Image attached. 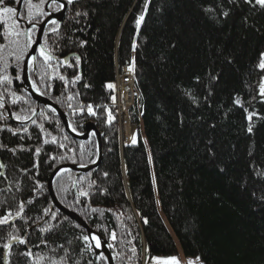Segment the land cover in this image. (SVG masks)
<instances>
[{
	"label": "trees",
	"instance_id": "1",
	"mask_svg": "<svg viewBox=\"0 0 264 264\" xmlns=\"http://www.w3.org/2000/svg\"><path fill=\"white\" fill-rule=\"evenodd\" d=\"M35 6L43 9L44 3ZM21 38L20 50L12 41L0 48V76L21 78L28 48ZM45 47L59 64L73 52L80 59L49 68L39 56L33 70L38 89L66 111L77 132L93 120L104 150L101 163L80 176L73 169L60 172L55 191L107 240L115 233L116 264L176 255L180 246L204 264H264V70L258 67L264 9L245 0H81ZM126 63L134 64L142 130L138 144L122 147L118 120L107 122V85ZM77 75L81 79L73 83ZM20 83L0 89L10 95L6 103L15 117L24 119L38 102ZM52 109L41 105L28 124L0 116V216L14 217L21 201H32L0 229V264L9 234L27 244H13L8 264H108L91 239L83 240L90 237L86 228L59 208L51 210L48 182L55 168L92 164L99 156L96 134L75 137ZM132 117L138 122L137 110ZM80 191L89 196L77 202ZM28 249L31 258L22 255Z\"/></svg>",
	"mask_w": 264,
	"mask_h": 264
},
{
	"label": "snow or ice",
	"instance_id": "2",
	"mask_svg": "<svg viewBox=\"0 0 264 264\" xmlns=\"http://www.w3.org/2000/svg\"><path fill=\"white\" fill-rule=\"evenodd\" d=\"M45 2H47V0H41V3H45ZM77 2H78V0H51V4H49L48 6L52 7V5H56L55 11L59 12L61 10H64L66 5H73ZM231 2H232V0H229V3H231ZM21 3H23L26 6V14L24 12H21L18 7L9 6L12 4L19 5ZM245 3H248V4L254 3L256 6H259L261 9H264V0H245ZM34 7H36V6L33 4L32 0H0V26H2L3 30H4L3 36L5 38H7L9 36L19 37L21 34V32L19 30L20 18L23 17V18L27 19L28 22L31 24V28L24 30L25 35L27 36V46H31L34 43V41L31 39V33L37 27V24L33 22L35 20L36 16H38V15L39 16H44V15L50 16L51 15V13H45L42 8H37V10L34 12L33 11ZM205 11L210 12V11H214V10L211 8H208V9H205ZM221 14L224 17H227L229 15V12L223 11ZM75 15L76 16H81V15L87 16V12H83V13L76 12ZM143 20H144V15H140L137 18V20H136L137 28H139V26ZM48 23L51 25H54V27L48 29V32L58 33L61 22L56 20V19H50V20H48ZM45 35L47 36V33H45ZM17 43H18V41H17ZM85 43H86V41H80L81 46H83ZM133 47L135 48V45H133ZM39 55L44 58L45 62L51 61L53 59V56L50 53L46 52L44 47L39 48ZM17 59H19V58L17 57ZM35 59H36L35 56L31 57V61H34ZM79 59H80L79 57H76L77 61H79ZM31 61H30V63H31ZM64 63L68 64V61H64ZM51 66L52 65L50 63L47 64V67L50 68ZM69 66H71V65H69ZM258 67L261 70H264V53L261 54V59H260ZM3 70L6 71L7 66H5V68ZM131 70L132 69L129 68V71H131ZM59 78L61 80L65 79L63 76H60ZM17 79H19V77H17ZM80 79H81V77L79 75H77L74 78L73 83L75 81H79ZM211 79L212 80H218L219 76L218 75L211 76ZM196 80H197V82H199V77H196ZM0 82H9L10 83L11 81L7 75H2V76H0ZM32 86L34 88L36 87L35 82H33ZM85 87H88V85H85ZM107 87L111 89L114 86L112 84H108ZM186 94L190 95V93H186ZM209 94H211V93H209ZM260 95L264 96V83H262L260 85ZM71 99H73V97L70 96L69 100H71ZM113 99H115V98L113 97ZM193 99H194V97H193ZM234 103L237 105H240L241 101L239 99H236L234 101ZM0 106H3V105L0 104ZM70 107H71V105H70ZM86 107H87L88 114L93 115V116L96 115L92 105H87ZM84 110H85L84 108L80 109L81 112H83ZM52 111H55V109H52ZM254 115H255L254 113H249L246 118L249 121H252ZM16 119H21V117L17 116ZM24 119H27V117H24ZM112 119H113V117H112L111 113L109 112L107 122L111 123ZM33 123H35V121H33ZM72 131L75 132L76 129L72 128ZM247 131L250 133L252 132L251 123L249 124ZM92 134L95 135L96 133L93 132ZM53 142H55V137H53ZM45 143H48V141H45ZM132 143L133 144L136 143L135 137H133ZM60 147H64V145H60ZM36 151L38 153L40 150L36 149ZM61 159H64V157H61ZM73 162L75 163V161H73ZM91 163H96V161H91ZM0 167H3V166L0 165ZM81 167H86V165H81ZM67 171H70V170L69 169H60L59 172H57L55 174L59 175L60 172H67ZM89 175H91V173ZM103 175L107 176L108 173L105 172ZM81 179H84V178L82 177ZM92 183L94 184L95 181H93ZM88 196H89V192L80 191L78 194L77 202H79V197H88ZM31 202L32 201H30V200L27 202L21 201L19 204V210L16 212V217L22 216V214L24 212L25 203H31ZM92 211L95 212V211H97V209L93 208ZM50 212H51L50 209H45L46 214H48ZM51 215H52V218L55 219L56 213L51 212ZM13 221H14V217H12L11 212H8L7 214L0 216V229H2L4 227H10L11 223ZM144 222L148 223L147 219H145ZM51 227L52 226L49 225L48 228L41 229V231L42 232L49 231L51 229ZM76 227H80V225L77 224ZM9 239H10V241H18L20 244H27L26 240H22L19 237L11 235V234H9ZM90 239H91V241L95 242L96 248L101 247L100 237H98L96 235H92L91 237H89L88 235L83 236V240L86 242L90 241ZM112 239L113 240L116 239L115 233L112 234ZM42 243H44V241H42ZM104 243H107V241H104ZM89 246L91 247V244H89ZM11 247H12L11 242L5 243L3 245V248L6 250L4 253L5 264H8V256L10 255ZM61 247H63V246L61 245ZM107 247L112 248L113 245L107 244ZM22 255L31 258L33 256V253L31 251V249H28L26 252L22 253ZM152 259L156 262V264H179L176 257H169V258L153 257ZM199 259H200L199 257L196 258L197 261ZM52 264H58V262L53 261ZM189 264H195V262L190 260ZM201 264H202V262H201Z\"/></svg>",
	"mask_w": 264,
	"mask_h": 264
},
{
	"label": "water",
	"instance_id": "3",
	"mask_svg": "<svg viewBox=\"0 0 264 264\" xmlns=\"http://www.w3.org/2000/svg\"><path fill=\"white\" fill-rule=\"evenodd\" d=\"M22 4V3H21ZM21 4L18 5V8L21 7ZM65 10H61L60 12V17L59 19L62 20L63 16L65 14ZM49 18L45 19L42 23H39V30H38V34H37V38L35 43L32 45L31 50L28 52L26 59H25V63H24V68H23V81H24V86L30 91V93H32V95L34 96V98L37 100L38 104H46L52 108H54L59 115L61 116L63 123L67 129V131L74 135L77 138L80 139H87L89 138V136L91 135L92 132L96 133V136L98 138V147H99V156L98 159L96 160V163H92V164H84L86 165V167H81V164H77V163H65L62 165H59L55 168V170L53 171L52 175L50 176L49 179V191L51 193L52 196V205H51V210H53L55 207L59 208L60 210L64 211L65 213H67L69 216H71L72 218H74L76 221H78L84 228L87 229V231L89 232L90 237L92 235H96L98 237H100L101 239V247L96 248L95 247V242H93L94 248L97 252V254H104L108 264H116L115 263V258L113 255V252L110 248L107 247V244H109L108 240L102 235L100 234L98 231L94 230L87 222L84 218H82L76 211L66 207L59 199L58 196L56 194L55 191V186H54V181L56 178V174L57 172H59L60 169H73L76 170L78 173L77 175L80 176L81 174L93 169L94 167L98 166L104 156V150H103V146H102V132L101 130L98 128V126L96 125V123L93 120H90L88 122H86L85 125V131L84 132H73L72 131V126L70 125L69 122V118L68 115L66 113L65 110H63L58 104H56L55 102H53L49 97H47L46 95H43L42 93H40L38 91V89L34 88L32 85L33 83L31 82L30 79V74H29V64H30V60L32 56L36 57V53H37V49L39 45H42V36L45 30V27L48 23ZM9 110V118L12 119L13 121H16L18 123L21 124H28L31 121H33V119L38 115V113L40 112V106H38V108L36 109V111L32 114V116H30L28 119L25 120H19L16 119L13 116V113L11 111V109L8 107ZM18 217L14 216V221L17 219ZM22 239V238H20ZM104 241H107V243H104ZM11 242L12 246L14 243H16L17 241H9ZM8 242V243H9ZM6 251V250H5ZM5 264V261H4Z\"/></svg>",
	"mask_w": 264,
	"mask_h": 264
},
{
	"label": "flooded vegetation",
	"instance_id": "4",
	"mask_svg": "<svg viewBox=\"0 0 264 264\" xmlns=\"http://www.w3.org/2000/svg\"><path fill=\"white\" fill-rule=\"evenodd\" d=\"M79 1H81V0H78V2ZM32 2H33V4L34 5H36V4H38V3H40L41 2V0H32ZM49 4H51V0H47V2H45L44 3V8H43V11L45 12V13H51V15L50 16H48V15H44V16H36V18H35V20L33 21L34 23H36L37 24V27H36V29L35 30H33V32L31 33V39L34 41V43H35V41H36V38H37V34H38V30H39V23H42L45 19H47V18H49V20L50 19H56V20H58V21H60L61 23H60V28H59V30L62 28V26L64 25V22H65V20L67 19V16H68V10L71 8V6L72 5H66L65 6V14H64V16H63V19L62 20H60L59 19V17H60V12H58V11H55V7H56V5H52V7H49L48 5ZM9 6H13V7H18V5H16V4H12V5H9ZM20 9V11L21 12H24L25 14H26V6L22 3L21 4V7L19 8ZM37 9H36V7H34L33 8V11L35 12ZM52 27H54V25H51V24H49V23H47V25H46V27H45V30H44V33H43V36H42V45H39L38 46V49H37V53H36V59L34 60V61H31V65L29 64V74H30V79H31V82L33 83V82H35V84H36V89H38V86H37V82H36V80L34 79V76H33V70H35L36 68H37V59H38V57L40 56L39 55V48H41V47H44L45 48V51L46 52H48L49 53V51H48V49L45 47L46 46V42H48L49 43V38L51 37V35H53V34H56V33H51V32H48V29H50V28H52ZM28 28H31V24L28 22V20L27 19H25V18H23V17H21L20 18V25H19V30H20V32H21V34H20V36L19 37H16L15 39H14V41H12V39L15 37V36H9V37H7V38H5L4 36H3V27L2 26H0V48L1 47H3V46H5L8 42H10V41H12L11 43H12V45H11V47H18V49L20 50V48L22 47V34H24L25 35V32H24V30H26V29H28ZM58 30V31H59ZM45 33H47V36L45 35ZM25 46L26 47H28L27 48V50H26V54H25V57H24V61H23V65H22V73H21V78L20 79H17V77L18 76H12V77H9V79H10V83L9 82H0V88H1V84H6V83H8L9 84V89H10V85L11 84H14V83H20V82H22V85H23V87H24V89L26 90V92H28V94L32 97V98H34V96L32 95V93H30V91L24 86V81H23V76H22V74H23V68H24V63H25V59H26V56H27V54H28V52L31 50V47H32V45L34 44H32L31 46H27V36L25 35ZM47 38V39H46ZM17 41H18V43H17ZM45 45V46H44ZM53 56V55H52ZM78 57V55H77V53H75V52H73V53H71L69 56H67V57H65V59H64V61H68V63H69V60H70V58H73V57ZM46 64H48V63H50L52 66L51 67H53V65L54 64H59V61H58V58H56L55 56L53 57V59L51 60V61H48V62H45ZM61 65H67V64H65V63H60L59 64V66H61ZM21 84V83H20ZM3 88H4V86H3ZM3 88H1V89H3ZM0 89V104H1V102H2V105L3 106H0V116H7V118L9 119V120H11L12 122H15V123H18V122H16V121H13L12 119H10L9 118V110H8V107L11 109V107L9 106V104H7L6 103V101H7V97H10V95H8V93H6V92H4V91H2ZM38 91L40 92V93H42L39 89H38ZM44 95V94H43ZM35 99V98H34ZM36 100V99H35ZM4 101V102H3ZM37 101V100H36ZM41 105H46V104H38V106H40V111H41ZM46 106H48V105H46ZM50 107V106H49ZM38 108V107H37ZM36 108V109H37ZM11 111H12V113H13V116L15 117V113H14V111L11 109ZM36 111V110H35ZM34 111V112H35ZM32 116V115H31ZM16 118V117H15ZM36 118V117H35ZM34 118V119H35ZM28 119V118H27ZM19 120H25V119H19ZM18 124H21V123H18ZM15 128V127H14ZM2 129V126H0V130ZM65 164V163H64ZM62 165V164H61ZM3 174H4V169L2 168V170H0V178L3 176Z\"/></svg>",
	"mask_w": 264,
	"mask_h": 264
},
{
	"label": "built area",
	"instance_id": "5",
	"mask_svg": "<svg viewBox=\"0 0 264 264\" xmlns=\"http://www.w3.org/2000/svg\"><path fill=\"white\" fill-rule=\"evenodd\" d=\"M129 68L132 70L129 71ZM134 72V64L126 63L123 66L117 67V73L110 84L112 96L107 104L108 113L110 112L113 119L118 120L120 128L121 146L134 145L131 143V135H138V143L140 139V121H139V105L135 104V87L132 84V76ZM113 97L115 99H113ZM137 110L138 126H131V116ZM135 143V144H138ZM115 244V240L111 241ZM144 264V263H142Z\"/></svg>",
	"mask_w": 264,
	"mask_h": 264
},
{
	"label": "rangeland",
	"instance_id": "6",
	"mask_svg": "<svg viewBox=\"0 0 264 264\" xmlns=\"http://www.w3.org/2000/svg\"><path fill=\"white\" fill-rule=\"evenodd\" d=\"M262 83H264V79H263V82ZM140 121H141V119H140ZM135 123L138 125L137 122H135ZM137 125L134 124L133 126H137ZM134 137L135 138H138V135H134ZM154 257H160V258L176 257L177 260H178V262H179V264H189V261L190 260L194 261L195 264H201V262H202V264H204L201 259H199L198 261L196 260L197 256H189V255H186L183 252V249L181 248V246L179 247V254L169 255V256L157 255V256H154ZM142 263H144V264H156V262L153 259L151 261H149V260H147L146 257L142 259Z\"/></svg>",
	"mask_w": 264,
	"mask_h": 264
},
{
	"label": "bare ground",
	"instance_id": "7",
	"mask_svg": "<svg viewBox=\"0 0 264 264\" xmlns=\"http://www.w3.org/2000/svg\"><path fill=\"white\" fill-rule=\"evenodd\" d=\"M39 25V24H38ZM37 36V35H36ZM31 65V64H30ZM132 84H133V87H135V72H133V76H132ZM135 91H136V93H135V101H137L138 99H139V94H138V92H137V90H136V88H135ZM136 103V102H135ZM131 119L133 120V117L131 116ZM140 119H141V116L139 117V121H140ZM132 122V121H131ZM133 122H135L134 120H133ZM138 123V122H137ZM49 183V182H48ZM67 214V213H66Z\"/></svg>",
	"mask_w": 264,
	"mask_h": 264
}]
</instances>
